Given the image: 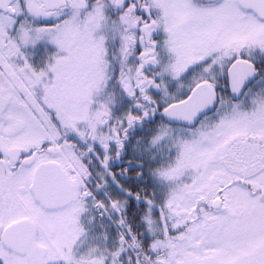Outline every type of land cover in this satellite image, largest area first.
Masks as SVG:
<instances>
[{
	"label": "snow or ice",
	"instance_id": "6c2138e0",
	"mask_svg": "<svg viewBox=\"0 0 264 264\" xmlns=\"http://www.w3.org/2000/svg\"><path fill=\"white\" fill-rule=\"evenodd\" d=\"M0 264H264V0H0Z\"/></svg>",
	"mask_w": 264,
	"mask_h": 264
}]
</instances>
